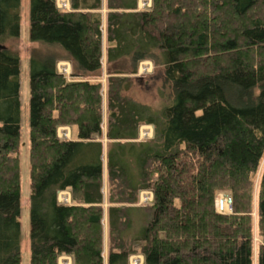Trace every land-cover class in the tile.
Returning a JSON list of instances; mask_svg holds the SVG:
<instances>
[{
    "label": "trees",
    "instance_id": "16d2710c",
    "mask_svg": "<svg viewBox=\"0 0 264 264\" xmlns=\"http://www.w3.org/2000/svg\"><path fill=\"white\" fill-rule=\"evenodd\" d=\"M30 3V41L64 53L30 59V264H105L102 85L90 79L102 69L103 0H70L69 11ZM20 5L0 0V264L22 261L20 57L4 45L20 37ZM107 10L108 62L160 61L173 96L154 112L123 95L125 78L109 79L108 264L136 253L144 264H264V0H153L147 10L107 0ZM144 125L153 139L139 140ZM60 127L76 138H59ZM66 191L71 204L58 200ZM143 191L153 203L138 207ZM227 193L232 214H219ZM134 211L147 216L139 251L125 240Z\"/></svg>",
    "mask_w": 264,
    "mask_h": 264
},
{
    "label": "rangeland",
    "instance_id": "374dc122",
    "mask_svg": "<svg viewBox=\"0 0 264 264\" xmlns=\"http://www.w3.org/2000/svg\"><path fill=\"white\" fill-rule=\"evenodd\" d=\"M104 10L103 14H108L107 0H103ZM153 6V0H138L139 10L151 9ZM30 0H21L19 9L21 29L20 37L18 39L9 40L4 45L12 52L16 53L20 57V121H21V139L18 150L19 167L21 175V264L31 263V241H30V195H31V141H30V59L32 56L40 59L47 58H60L64 56L58 48L47 46L41 43H32L29 38L30 30ZM102 29L104 32V63L102 69L95 75L98 77L90 78L91 81L101 83L102 85V135L97 140L103 144L104 152V183H103V195L104 203L102 205V231L104 237V262L108 264V248H109V186L107 181V152L110 146V141L107 138L108 131V84L111 77L125 78V89L123 95L141 105H144L154 112H159L164 106L168 105L172 101V90L169 84L166 83L164 77V67L160 61L153 59H146L139 62H134L131 59H122L115 63H109L107 57V49L109 47L107 41V24L102 23ZM62 62V61H61ZM57 64V68L59 64ZM70 67V66H69ZM144 68L148 70L144 71ZM73 71V66L70 67V72ZM116 73H119L116 75ZM147 128V129H144ZM67 129L70 131V138H76V129L72 127H60L58 129V136L61 138L62 130ZM149 133H151L149 135ZM154 137V127L144 125L140 128L139 140L146 141L151 140ZM259 179V178H258ZM258 185V180L257 184ZM70 193L69 191H66ZM257 190H255V195ZM71 194V193H70ZM72 196V195H71ZM227 193L225 197H229ZM231 197V196H230ZM153 194L150 191H143L139 194L138 207H145L153 203ZM59 200V195H58ZM147 200V201H146ZM216 201V200H215ZM216 209V202H215ZM217 212V210H216ZM231 212L225 215H230ZM131 216L134 217L133 228H131L125 234V240L132 246L133 250H140L141 243L136 239V234H140L142 231V222L140 219L145 220L146 214L140 211L131 212ZM150 218V217H149ZM254 223H256L257 216L255 210L253 213ZM148 220V219H147ZM142 223V224H141ZM253 248L256 254L259 247L263 245V240L259 237L258 231L255 227L253 237ZM59 259L58 264H73L72 258L64 256ZM256 257V256H255ZM70 258V259H69ZM129 264H144V258L139 253L132 255L129 259Z\"/></svg>",
    "mask_w": 264,
    "mask_h": 264
},
{
    "label": "built area",
    "instance_id": "2783aa9c",
    "mask_svg": "<svg viewBox=\"0 0 264 264\" xmlns=\"http://www.w3.org/2000/svg\"><path fill=\"white\" fill-rule=\"evenodd\" d=\"M58 8L61 10H70V5L68 3H66L63 0H58ZM58 71L60 74L65 75V76H70V68L68 66H65L64 64L60 66V68H58ZM144 71H148L146 70V68H144ZM71 134L69 130H63V133L61 135V139H71L70 138ZM226 194H220L217 198H216V210L217 213L219 214H229L231 212L232 209V199L231 197H225ZM147 201V200H146ZM59 202L62 204H71V194L67 193V192H61V195L59 193ZM229 207V208H228Z\"/></svg>",
    "mask_w": 264,
    "mask_h": 264
},
{
    "label": "crops",
    "instance_id": "0c3cea01",
    "mask_svg": "<svg viewBox=\"0 0 264 264\" xmlns=\"http://www.w3.org/2000/svg\"><path fill=\"white\" fill-rule=\"evenodd\" d=\"M63 1H65L66 3H68L69 5H70V0H63ZM103 10H104V3H103ZM100 13H101V15H102V23H103V25L104 24H107V14L105 15V14H103V11H100ZM104 32H103V29H102V65H103V61H104V57H105V54H104ZM65 65V66H70L71 67V63H69V62H61L60 64H59V66H58V68H60V66L61 65ZM69 67V68H70ZM58 68H57V71H58ZM58 73H59V71H58ZM60 74V73H59ZM97 140V139H96ZM97 141H99V140H97ZM111 143V142H110ZM70 259V258H69Z\"/></svg>",
    "mask_w": 264,
    "mask_h": 264
},
{
    "label": "bare ground",
    "instance_id": "6f19581e",
    "mask_svg": "<svg viewBox=\"0 0 264 264\" xmlns=\"http://www.w3.org/2000/svg\"><path fill=\"white\" fill-rule=\"evenodd\" d=\"M144 129H147V128H144ZM63 130H67V129H63ZM63 130H62V132H63ZM151 133H149V135H150ZM60 195H61V193H60ZM229 208V207H228ZM63 258H65V257H63Z\"/></svg>",
    "mask_w": 264,
    "mask_h": 264
}]
</instances>
